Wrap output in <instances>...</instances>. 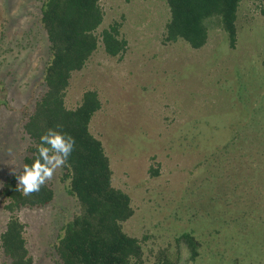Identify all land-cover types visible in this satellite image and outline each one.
<instances>
[{
  "label": "rangeland",
  "instance_id": "rangeland-1",
  "mask_svg": "<svg viewBox=\"0 0 264 264\" xmlns=\"http://www.w3.org/2000/svg\"><path fill=\"white\" fill-rule=\"evenodd\" d=\"M42 1L0 0V102L8 104H0V188L21 170L28 144L22 109L47 55ZM99 2L98 32L118 22L127 49L109 57L100 45L72 73L66 101L75 106L85 88L99 94L90 130L105 148L113 185L131 198L124 231L145 236L148 264L184 232L202 245L183 264H264V6L240 2L234 48L212 25L207 43L193 49L183 40L163 43L165 0ZM61 174L46 182L50 204L17 212L33 264H56L51 244L79 212ZM7 218L0 199V233ZM0 264H9L1 251Z\"/></svg>",
  "mask_w": 264,
  "mask_h": 264
},
{
  "label": "trees",
  "instance_id": "trees-1",
  "mask_svg": "<svg viewBox=\"0 0 264 264\" xmlns=\"http://www.w3.org/2000/svg\"><path fill=\"white\" fill-rule=\"evenodd\" d=\"M165 1L169 16L163 43L183 40L191 48L200 49L207 43L209 27L214 25L226 33L229 46L235 47L242 0ZM258 1L264 6V0ZM103 16L99 0H43L40 6L39 23L45 33L47 55L37 85L32 87L28 104L22 109V137L28 143L22 167L34 159L39 137L48 128L59 127L75 138L74 151L62 167L60 179L68 180L67 193L77 200L79 212L61 226L51 244L56 264L149 262L145 236H132L123 229V222L134 214L131 198L113 185L105 148L90 130L91 120L102 106L98 92L85 88L75 106L66 101L72 73L83 69L100 45L109 57L121 58L127 49L118 22L98 32ZM1 103L8 105L5 100ZM150 173L155 176L157 170L150 168ZM16 184L12 173L4 178L0 188V199L8 213L0 233V251L9 264H33L24 236L25 225L17 212L47 206L54 192L45 183L39 192L24 196L17 191ZM201 245L192 232L181 233L153 254L152 264L194 261L201 254Z\"/></svg>",
  "mask_w": 264,
  "mask_h": 264
},
{
  "label": "clouds",
  "instance_id": "clouds-1",
  "mask_svg": "<svg viewBox=\"0 0 264 264\" xmlns=\"http://www.w3.org/2000/svg\"><path fill=\"white\" fill-rule=\"evenodd\" d=\"M76 145L75 138L59 130L48 128L39 137L36 155L30 164H24L17 173V191L24 196L39 192L47 181L53 178L57 169L67 165Z\"/></svg>",
  "mask_w": 264,
  "mask_h": 264
}]
</instances>
